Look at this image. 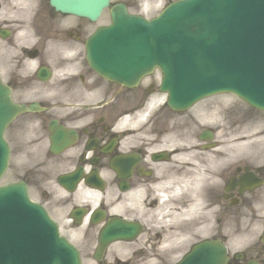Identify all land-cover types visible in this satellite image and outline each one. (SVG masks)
I'll list each match as a JSON object with an SVG mask.
<instances>
[{
	"label": "flooded vegetation",
	"instance_id": "flooded-vegetation-1",
	"mask_svg": "<svg viewBox=\"0 0 264 264\" xmlns=\"http://www.w3.org/2000/svg\"><path fill=\"white\" fill-rule=\"evenodd\" d=\"M90 28L48 0H0V82L15 102L35 104L5 129L15 175L18 166L81 264H169L209 239L227 246V264H264V163L226 161L238 151L192 131L191 115L145 123L126 117L128 109L67 105L127 93L83 59ZM66 50L78 52L75 60L64 59ZM114 220L137 234L96 252ZM242 233L248 242L229 250Z\"/></svg>",
	"mask_w": 264,
	"mask_h": 264
},
{
	"label": "rangeland",
	"instance_id": "rangeland-1",
	"mask_svg": "<svg viewBox=\"0 0 264 264\" xmlns=\"http://www.w3.org/2000/svg\"><path fill=\"white\" fill-rule=\"evenodd\" d=\"M121 1L128 2L129 10L131 12L142 11L138 0H121ZM154 1H157V0H154ZM160 1H162L163 5H165L166 3L172 0H160ZM156 13L151 12L148 15L156 14ZM100 22L101 23L106 22L105 16L102 17ZM154 76L155 77L151 76L150 79L151 80L157 79L156 74H154ZM228 97L230 96H224V97L217 96L214 98H209L203 102H200V104L194 106L190 110V112L193 114H199V112L202 110L210 112L213 109V110L220 111L221 113H225V119H226L225 123L226 124L228 123L232 125L233 127L235 126V129L233 130V132L237 136H242V134L244 133L256 132L257 130H260V129H261L260 132H264V130H262L264 129V111H256L251 108L243 107L237 104L236 102H234V99L232 97H230L231 99H229ZM130 98L132 100L134 99L133 96H130ZM230 103H233L234 105L230 106ZM209 115L208 113H206V116L204 117V119L207 118ZM257 138L264 139V135L258 136ZM242 139L243 138H241V140ZM246 145H247L246 150L252 153H255V154H258L259 151L264 150V144H261L260 142H254L253 144H251L250 141L240 142V146L245 148ZM14 171H15V166L11 164L10 168L7 170L6 174L3 175L0 182L6 183L12 180H16V178L19 177L18 166H16V171H17L16 176L12 177V175H14Z\"/></svg>",
	"mask_w": 264,
	"mask_h": 264
},
{
	"label": "water",
	"instance_id": "water-1",
	"mask_svg": "<svg viewBox=\"0 0 264 264\" xmlns=\"http://www.w3.org/2000/svg\"><path fill=\"white\" fill-rule=\"evenodd\" d=\"M108 1L109 0H51V3L53 5H55L56 7L60 8V10H62V11L72 12V13H75L78 15L95 17L100 13V11L103 7L107 6ZM124 12H125L124 7L122 5L116 6L115 8H113L111 10V13L113 15L112 19H114V16L116 14H118V13L124 14ZM94 36H95L94 37V39H95L97 35H94ZM92 45L93 46L98 45V41L94 40L92 42ZM116 49L118 50V47H116ZM93 57H94L95 61L99 60V56L97 54L93 55ZM139 74H141L140 71H134L133 74H131L128 77V80L133 78V77L138 76ZM171 83H174V85L176 86V92L178 93L179 98H181L182 97L180 95L181 91H180V87L178 86L177 82H175V80L172 79ZM218 89H221V88H218ZM201 93H203V92H201ZM5 101H7V100H5ZM1 102H4V101L0 100V115L3 113V111H1L3 108ZM170 104H171V107H174V108L184 107V106H180V105L173 106V104L171 102H170ZM0 156H1V158H0V172H2L3 167L5 165V161H4L5 155L0 153ZM17 191H19V189H17ZM20 195L22 196L21 191H20ZM21 206H24V204H21ZM27 209H29V207H27ZM201 249H202V246L199 247L198 251ZM199 252L204 254L206 252V249H203L202 251H199ZM212 261H213V259H210V258L209 259H207V258L203 259L204 264H212ZM219 261H220V259H219Z\"/></svg>",
	"mask_w": 264,
	"mask_h": 264
},
{
	"label": "bare ground",
	"instance_id": "bare-ground-1",
	"mask_svg": "<svg viewBox=\"0 0 264 264\" xmlns=\"http://www.w3.org/2000/svg\"><path fill=\"white\" fill-rule=\"evenodd\" d=\"M161 4V2L159 1V2H155V1H153V0H148V1H146V3H145V5H146V7H145V12H149V11H151V10H155V9H157V6H159ZM153 7V8H152ZM160 7V6H159Z\"/></svg>",
	"mask_w": 264,
	"mask_h": 264
}]
</instances>
